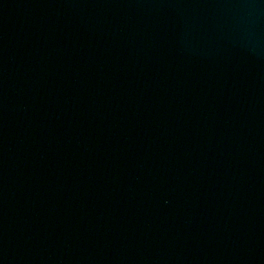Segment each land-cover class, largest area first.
I'll use <instances>...</instances> for the list:
<instances>
[{"label": "water", "instance_id": "obj_1", "mask_svg": "<svg viewBox=\"0 0 264 264\" xmlns=\"http://www.w3.org/2000/svg\"><path fill=\"white\" fill-rule=\"evenodd\" d=\"M138 94L264 222V0H67Z\"/></svg>", "mask_w": 264, "mask_h": 264}]
</instances>
